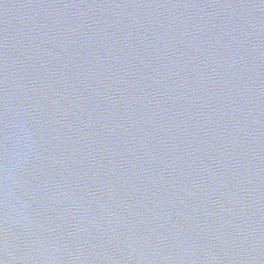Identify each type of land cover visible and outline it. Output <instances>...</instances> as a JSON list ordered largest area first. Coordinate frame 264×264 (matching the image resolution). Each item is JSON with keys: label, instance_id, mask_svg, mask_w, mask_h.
I'll use <instances>...</instances> for the list:
<instances>
[{"label": "water", "instance_id": "obj_1", "mask_svg": "<svg viewBox=\"0 0 264 264\" xmlns=\"http://www.w3.org/2000/svg\"><path fill=\"white\" fill-rule=\"evenodd\" d=\"M3 264H264V0H0Z\"/></svg>", "mask_w": 264, "mask_h": 264}, {"label": "snow or ice", "instance_id": "obj_2", "mask_svg": "<svg viewBox=\"0 0 264 264\" xmlns=\"http://www.w3.org/2000/svg\"><path fill=\"white\" fill-rule=\"evenodd\" d=\"M0 264H2V261H0Z\"/></svg>", "mask_w": 264, "mask_h": 264}, {"label": "clouds", "instance_id": "obj_3", "mask_svg": "<svg viewBox=\"0 0 264 264\" xmlns=\"http://www.w3.org/2000/svg\"><path fill=\"white\" fill-rule=\"evenodd\" d=\"M2 264H3V262H2Z\"/></svg>", "mask_w": 264, "mask_h": 264}]
</instances>
